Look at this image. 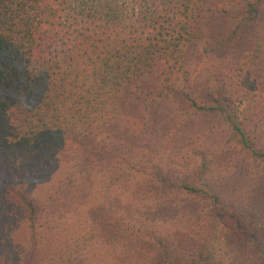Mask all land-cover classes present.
Instances as JSON below:
<instances>
[{"label": "trees", "instance_id": "obj_1", "mask_svg": "<svg viewBox=\"0 0 264 264\" xmlns=\"http://www.w3.org/2000/svg\"><path fill=\"white\" fill-rule=\"evenodd\" d=\"M0 264H264V0H0Z\"/></svg>", "mask_w": 264, "mask_h": 264}]
</instances>
